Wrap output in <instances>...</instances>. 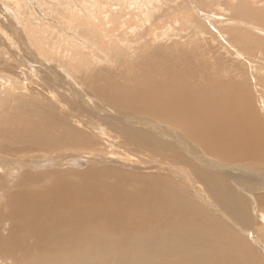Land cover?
<instances>
[{
  "label": "rangeland",
  "instance_id": "obj_1",
  "mask_svg": "<svg viewBox=\"0 0 264 264\" xmlns=\"http://www.w3.org/2000/svg\"><path fill=\"white\" fill-rule=\"evenodd\" d=\"M158 68L209 77L215 91L237 88L245 111L233 131L249 128L247 144L219 148L222 158L143 111L133 88L148 87L144 74ZM7 125L30 137L0 138V264L143 259V248L115 238L90 253L54 254L10 216L23 192L93 196L88 181L121 179L131 189L163 179L186 186L232 234L229 263L264 264V0H0V129Z\"/></svg>",
  "mask_w": 264,
  "mask_h": 264
},
{
  "label": "bare ground",
  "instance_id": "obj_2",
  "mask_svg": "<svg viewBox=\"0 0 264 264\" xmlns=\"http://www.w3.org/2000/svg\"><path fill=\"white\" fill-rule=\"evenodd\" d=\"M164 69L158 68L155 73L144 74L148 87L137 84L133 88V96L144 101L143 111L156 114L163 120L168 119L169 124L188 130L193 140L222 158L227 156L219 148L247 144L251 134L244 130L250 131L249 128L233 131L235 126H240L245 111L237 88H216L212 85L216 90L219 89L215 91L209 87V77L202 78L193 71H187L182 76ZM26 110L22 107L14 113L16 118L12 116L14 119L11 121L15 122L13 120L17 117L23 118L22 114ZM37 114L36 118L41 121L37 125L46 132L51 130L52 127L47 125L41 113ZM8 125L0 129V138L9 143L19 136L23 143L26 140L23 138L26 136L24 133L29 128H24L26 131L23 129L22 132L21 128L16 129L18 125L16 128L15 124L14 128ZM37 125L30 127L34 139L43 135L36 136ZM20 136H23L21 138L24 141H21ZM26 137L28 139L30 135ZM174 182L163 179L157 184L131 189L126 179L113 185L105 182L95 185L93 181H88L86 190L93 196L65 193L56 194L54 199L31 197L23 192L16 198L14 195V209L11 207L14 212L10 211V216L17 221L18 226L25 225L22 237L33 238V241L48 247L54 254L90 253L85 247L106 246L110 238L123 241L125 246L139 245L146 254L143 259H96L91 264H230L228 258L236 245L232 234L224 229L223 223L206 213L201 205L198 206L189 197L186 186ZM104 188L111 192L106 194H113L112 200H105L107 196L103 195ZM156 225H161V228ZM162 241L167 243L161 244ZM184 242L194 248L185 249ZM57 247L62 248L55 250Z\"/></svg>",
  "mask_w": 264,
  "mask_h": 264
}]
</instances>
